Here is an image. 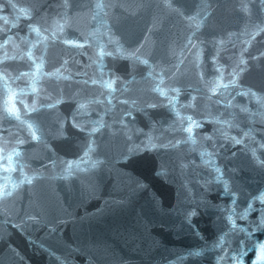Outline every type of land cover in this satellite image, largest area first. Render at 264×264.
I'll return each mask as SVG.
<instances>
[{"label": "water", "instance_id": "95a60500", "mask_svg": "<svg viewBox=\"0 0 264 264\" xmlns=\"http://www.w3.org/2000/svg\"><path fill=\"white\" fill-rule=\"evenodd\" d=\"M262 246L264 0H0V264Z\"/></svg>", "mask_w": 264, "mask_h": 264}, {"label": "snow or ice", "instance_id": "6c2138e0", "mask_svg": "<svg viewBox=\"0 0 264 264\" xmlns=\"http://www.w3.org/2000/svg\"><path fill=\"white\" fill-rule=\"evenodd\" d=\"M261 252L264 253V246H262ZM258 259H259V257H258Z\"/></svg>", "mask_w": 264, "mask_h": 264}]
</instances>
